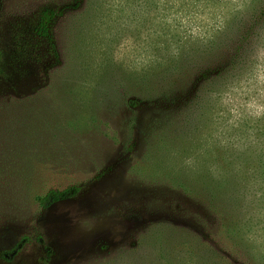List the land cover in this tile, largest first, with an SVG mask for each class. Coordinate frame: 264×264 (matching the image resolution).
I'll use <instances>...</instances> for the list:
<instances>
[{
  "label": "rangeland",
  "instance_id": "rangeland-1",
  "mask_svg": "<svg viewBox=\"0 0 264 264\" xmlns=\"http://www.w3.org/2000/svg\"><path fill=\"white\" fill-rule=\"evenodd\" d=\"M0 264H264V0H0Z\"/></svg>",
  "mask_w": 264,
  "mask_h": 264
},
{
  "label": "trees",
  "instance_id": "trees-1",
  "mask_svg": "<svg viewBox=\"0 0 264 264\" xmlns=\"http://www.w3.org/2000/svg\"><path fill=\"white\" fill-rule=\"evenodd\" d=\"M61 14V12H56L54 10H43L39 19L37 30L38 34L42 37L47 38L48 41L52 42L50 25L52 21L56 17L61 16ZM78 192L79 188L76 187L64 189L61 191L51 190L44 196L36 197V201L42 209H48L59 202L67 201L74 198L78 194Z\"/></svg>",
  "mask_w": 264,
  "mask_h": 264
}]
</instances>
